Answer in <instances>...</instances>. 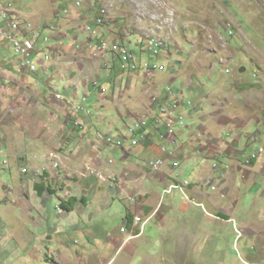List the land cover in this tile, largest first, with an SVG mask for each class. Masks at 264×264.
<instances>
[{
	"label": "rangeland",
	"instance_id": "rangeland-1",
	"mask_svg": "<svg viewBox=\"0 0 264 264\" xmlns=\"http://www.w3.org/2000/svg\"><path fill=\"white\" fill-rule=\"evenodd\" d=\"M2 4L5 7L13 4L19 11L21 17L13 13L16 24L31 22L38 29L31 34L30 29H23V35L36 39L37 46L45 49H40V54L33 58L31 68L35 75L13 69L19 55L11 46L0 50V151L9 160L8 166L0 162V264H264V242L258 235L264 238V199L257 203L259 191L252 187L254 180L242 182V174L235 170L232 172L243 191L239 195H232L233 189L224 190L227 194L216 192L214 208L204 202L199 205L190 201L187 209L182 208L187 204V197L181 191L168 194L167 184L149 179L147 175L139 176L138 184L151 190V197L154 191L162 197L158 209L169 218L163 220L161 215L155 214L148 221L143 236L131 243L137 246L131 262L126 250H118L117 241L110 240L121 232L127 204L140 203L139 199L122 201L110 184L91 176L103 183L100 186H104L107 193L98 192L96 198L92 195L84 210H80L83 203L79 199V208L68 212L61 202L67 196L66 189L69 193V187L63 190L57 187L55 193L47 190L40 198L34 186L45 181L53 188L68 179L76 184L81 178H90L83 176L84 170L69 157L70 153L84 151V148L86 155L96 154L101 149L108 173L122 172L125 166L144 164L145 159L155 157L143 143L132 148L128 137L129 127L136 118L150 120L151 116L135 110L136 102L126 105L129 99L140 96L151 82L118 73L111 60L108 62L111 69L100 67L102 62L106 66V58L97 57V48H81V43L90 35L93 39L105 38L121 44L117 46V55L126 47L134 51L136 57L144 59L154 57L146 50H137L138 35L147 37V32L152 31L160 35L156 38L161 41L153 44L148 41V48L166 47L160 61L167 69L151 67L148 70L147 67L137 75L147 77L155 72L152 75L155 77L165 72L159 74L161 82L154 90L167 92L171 87L184 91L193 101V105L185 109L189 127L176 126L178 144L168 141L166 145L184 154L179 160L183 181H194L202 166H213L214 162L226 159L204 148L210 136L203 133V127L210 126L216 131L215 137L222 135L224 140L240 137L239 150L244 151L248 145L258 146L256 149L262 147L264 0H0V8ZM89 4L109 6L113 24L109 26L110 34L103 36L101 28L106 25L100 26V31L98 25H91L96 35L83 33V29L90 26L86 15L94 14L86 8ZM99 24H107V17H99ZM230 26L234 28L233 35ZM60 41L59 49L53 50ZM229 59H232L230 63ZM46 65H52L54 72L47 71ZM244 66L247 71L242 73L240 69ZM68 76L77 78V82L86 81V85L88 79H96L91 85L99 95L108 97H102L103 106L108 105V108L99 106L94 94L90 101L83 102L82 95L90 93L84 91L82 84L79 88L69 85L65 80ZM100 84L108 88L102 91L104 93L96 88ZM122 89L125 93H121ZM58 91L64 98L83 105L85 110L74 112L75 107L56 98ZM127 108L133 112L132 116L125 115ZM152 113L156 114V110ZM74 115L79 116L80 122L90 123L92 128L85 131L86 136L77 130L81 127L69 124ZM228 122L236 124L242 133L236 129L229 137L225 129L217 127L218 123ZM148 128L154 134V124ZM111 131L116 136L128 137L126 147L130 155L97 138L99 132ZM154 141L160 142L159 133ZM220 146H224L222 141ZM172 149H168V155H172ZM51 152L63 155L59 170L37 180L23 174L24 167H34L40 159L36 167L48 165L47 156ZM66 154L68 157H64ZM75 168L79 170H69ZM24 184H29L30 188ZM59 191L64 193L60 195ZM234 199L240 203L235 205ZM151 201L153 206L158 203ZM37 207L40 213H35L33 220L32 211ZM222 212L232 219L223 218ZM243 220H247V224L252 222L251 227L257 233L252 235L246 231ZM256 220L263 225L256 224ZM237 228L245 235H240ZM62 243L68 248H63Z\"/></svg>",
	"mask_w": 264,
	"mask_h": 264
},
{
	"label": "crops",
	"instance_id": "crops-1",
	"mask_svg": "<svg viewBox=\"0 0 264 264\" xmlns=\"http://www.w3.org/2000/svg\"><path fill=\"white\" fill-rule=\"evenodd\" d=\"M88 8H89V6H88ZM95 15L96 14L94 13L91 17L90 13H88L86 15V18L88 19L86 22L88 23L89 21H92L94 19ZM109 26L110 25H106L105 29H103V32L105 34L108 32H109L108 34H110L111 31L107 28ZM77 37L80 38L79 35ZM60 44H61V41L58 43V45H56V47L53 46V50H55V49L58 50ZM82 51L84 52V50H82ZM94 54H96V52ZM88 57L92 59L91 56H88ZM142 59H144L143 56H142ZM231 60L229 59L228 62H230ZM103 65L104 64L101 63L100 67H102ZM50 66H49L48 70H52V73H53L54 72L53 66L52 65H50ZM81 70L84 71V68H82ZM31 72L36 73L33 68H31ZM154 73L155 72H153L152 74L150 73L147 77H144L142 74L134 76V78H136V79L142 78L146 82L150 81L151 85L149 87H146V89L143 92H141V95L138 96L136 99H129V101L126 103V105H130V103L136 102V107H138V108H134V109L138 110L139 112L142 111L145 115H149V116L154 115L152 113L153 110H151V103H150L151 93L153 91H155L154 88H158L157 86L161 82L160 81L161 78H160L159 74H164L165 72L164 73H158L155 77L152 76ZM65 80L68 81L69 85H72V86L75 85V87H77V88H79L78 86L80 84H82L84 87V91L92 93L91 98L93 97V94H94L96 101L100 102L99 106H101L104 109L108 108V105H106V107H105V106H103V103H102V97H105V96L99 95L96 92V89L90 83L91 81L94 80V78L91 80L88 79L87 81H89V84H87V85H86V81L84 82L82 80H79L77 82L76 81L77 78H74L72 76L66 77ZM131 80L132 79H130V81ZM193 89H194V87H193ZM128 90H129V87H128ZM123 91L124 90L122 89L121 93H125ZM102 93H104V92H102ZM83 95H85V93ZM86 95H88V94H86ZM229 97L230 96H227L228 99H230ZM105 98H108V97H105ZM62 102H63V100H62ZM203 106H204V104L202 105V107ZM194 108L197 109V106L194 105ZM128 109L129 108H127V110H124L125 115L132 116L133 112L128 110ZM121 115L124 116V113H121ZM76 118H79V116ZM91 122H93V120ZM261 123L264 124L263 121ZM89 124L84 122L83 123L84 129H81V128L77 129L78 131L81 132L82 136L83 135L86 136L87 133L85 131H89V128L90 129L92 128L89 126ZM94 124H95V122H94ZM258 124H260V122ZM220 126L222 127V129H225L228 132V134L230 133V135L233 134L234 131L236 132L238 130L237 125L232 123V122L223 123V124L218 123L217 127L221 128ZM202 131H203V133L206 132L210 136V140L205 142L204 148L207 150L210 149V150L214 151L216 157H218L219 155L224 156L226 158L225 160H228V161H226V162L224 161L223 164L225 165L228 163L229 165H231V163H232V169H231L229 175L227 176L226 180H225V176H224V174H222V172H215V179H217V183L223 182V181L224 182L221 185H219L220 187H219L218 191H213V190L209 189L207 187V185L204 184L206 182V180L212 175V164L209 166H202L201 169L196 173V177L194 178L195 180L191 181L192 185L189 186L188 188H186L187 193L192 198L196 199L199 203L203 204L202 202H204L205 204H208L211 208L212 207L214 208V205H215V203H214L215 196L214 195H216L215 194L216 192L221 193L222 191L225 192L224 190L230 189V191H231V189H233L232 195H235V194L239 195L243 191V186L239 185L236 182L237 177L235 176L234 172H232L233 170H235L237 173L242 174V178H241L242 182H245V181L247 182L249 179L254 180L252 182V184H253L252 187L254 188V190L257 189L259 191V198L257 199V203L259 201H261V199H264V153L251 166H246L243 163L244 155L240 154V152L248 153V152L256 149L258 146L249 147V145H248V147L244 151H242V150H239L237 148L238 146H240V144H239L240 137L236 138L233 136V140H230V141L224 140L222 135H220L219 137H215L216 131L214 129H211L210 126H208L207 128L203 127ZM213 131H215V132L212 134ZM238 131L242 133L241 130H238ZM156 133H159L160 142L154 141V138H153L152 142L148 141L144 145L147 146L148 149H150L153 153H155V157H160V156L164 155L162 150H161V145L163 143H167L168 141L163 140L161 138V133L158 130L154 131V137H155ZM230 135H229V137H231ZM221 141L224 143V146H220ZM260 145L264 146V140L260 141ZM74 151L75 150L73 149V152ZM100 151H101V149L98 150L96 154L94 152H89L86 155V149L84 148V151L76 150V152L70 153L69 157L72 158V161L76 165L78 164V166H80V168L84 171L86 170V167L88 165H94V167L103 169L105 172L108 173L109 172L108 164L105 161V159L101 156ZM201 152L203 154V151H201ZM127 155H130V154H127ZM177 155H178V158H177L178 160H180V158L184 156V154H178V153H177ZM64 157H68L67 154ZM165 158H172V155L166 154ZM147 160L148 159H145L144 164L137 163V164H130L128 166H125L124 171L121 172V170H118L119 174L117 173L124 181L125 191H123L121 193H117L116 197H120V199L122 201H126L127 199H129L128 198L129 195H135V196H137V198H139V201H140V203L136 202V203L127 204V212L124 215V223L127 222L128 230L126 232H123L121 229V232L118 233L117 237L112 238L110 240L113 242L117 241V243L115 242V244H116V248H119L118 250H121V251L126 250V256H127V259L129 260V262L132 261L131 257L133 255H135V249L137 247L136 243L134 246H132L131 243L132 242L134 243L135 240L141 238L144 234V233H142V235H140L141 225L135 223V216H142L144 218H148L150 215H153V214L154 215L156 214L155 216H158V217L161 215V213H160L161 210L158 209V206H159V202L161 200L160 198H162V197L160 196V198H159L158 193L156 191H154V195H153V197H151V194H152L151 190H147V188H144V187H142V185L138 184L141 181L139 176L142 177V175H147V178H149V179L154 178L156 180L161 181L162 183L168 184L169 182H171V180L174 177H177V176L181 177L183 175L182 170H180L177 167H174L173 163L175 160H170L168 162V164L165 166V168L159 173H154L150 170V168L148 167V165L146 163ZM41 161H42V159H40V161L38 163H41ZM32 162L34 164L36 163L34 160H32ZM38 163H37V165H38ZM74 163H72L71 165L74 166ZM36 166H34V167H36ZM69 170L75 171V170H79V169L75 168V169H69ZM67 175L68 174L66 173L65 176H67ZM21 177H23V176H21ZM88 177H90V178H81L80 177L81 179L76 184L72 183V179H68L65 182L67 184L63 183V184L57 185V183H56L55 186H53V188H50L51 185L49 186L47 182L41 181V180H40L41 182H39L37 185L34 184V186L36 188V192L40 195V198H42L41 196L47 190H50L51 192L55 193L57 191V187H61L62 190L64 189V187H65V189L69 187V193L67 191L68 189H66L65 195L67 194V196H65L64 200H62V202H61V204L64 203V205L66 207H68V209L64 208L65 206L63 207V205H61L62 208L64 210L65 209L68 210V212L74 211V210L79 208V207H77V203H78L79 199H82L81 202L83 203V207L80 208V210L81 209L84 210V207L85 206L87 207L90 204V202L92 200L91 199L92 195L94 196V198H96L98 196V192L100 194H106L107 193V192H105L104 186H100L103 183H100L99 180L97 181V179L95 177H91V176H88ZM23 181H25V180H23ZM24 186H29V188H30L29 184H24ZM110 189H111L112 193L115 194L114 189L111 188V186H110ZM27 193L29 194V191H27ZM62 193H64V192L59 191L60 195ZM237 197L239 198V196H237ZM51 200L55 201L54 198H52ZM151 200L158 202L157 205L153 206V202ZM189 201L190 200L187 198V202H186L187 204H183L181 207L182 208L184 207L187 209L188 208L187 205L191 204ZM234 201L236 202L235 205L240 203V200L238 201V199H234ZM43 205L45 208L47 207V205H45L44 203H43ZM262 207H264V202L262 203ZM43 210H45V209H43ZM231 211H232L231 214H233L234 211L233 210H231ZM32 212H33V216L31 217V219L34 220L36 218L34 216V214L37 212L40 213L38 207L35 208ZM221 215L223 216V218H227V219L230 217L229 215H227L223 212L221 213ZM160 218L163 220H166L169 218V216L168 215H161ZM40 219H42V218H40ZM246 221L247 220H243V224L245 225L244 229L248 232H251L252 235L256 234L257 232L251 227L252 222L250 221L251 224H247ZM255 223L258 225L262 224L261 221L259 222L258 220H256ZM255 223H253V226H256ZM123 226H124V224H123ZM123 226H122V228H123ZM263 227H264V225H263ZM244 235H245V233L242 234V236H244ZM258 235H260L262 241L264 242V238L262 237V235L260 233H258ZM113 242H111V243H113ZM62 246L65 249L68 248L66 243H62Z\"/></svg>",
	"mask_w": 264,
	"mask_h": 264
},
{
	"label": "built area",
	"instance_id": "built-area-1",
	"mask_svg": "<svg viewBox=\"0 0 264 264\" xmlns=\"http://www.w3.org/2000/svg\"><path fill=\"white\" fill-rule=\"evenodd\" d=\"M78 6V5H77ZM93 7V8H91ZM90 10H96V4H89ZM13 13H17V11L13 8V4L10 7H5L2 4L0 8V50L2 47L6 45L11 46L15 52L19 55L17 57L15 65H13L14 70H18L26 73L27 75H32L35 73H31V60L34 57L40 54V49H45L43 47L37 46V40L33 39L29 36H23V29H30V34L32 32L37 31L38 29L29 22L23 24H15L13 20ZM66 13V12H65ZM99 17H107V24H99ZM111 13L108 6H101L98 11H96V16L94 19L88 24L90 25H98L99 31L100 26L103 25H112ZM13 28H20V35H13ZM229 30L231 33L233 32L232 27L230 26ZM104 36V34H103ZM156 36H160L156 31L147 32V37L143 34L138 35L139 39L137 41V50H146V52L150 53L154 59H142V57H133V53H127V55H117V46H121V44H117L113 41H109L105 38L103 39H93L92 35L90 38L86 40V42L81 43V48H97V57L106 58V65L110 67L109 61L113 62V67L118 68L120 74L127 76H136L138 72L142 68L147 67H160L163 68V71L167 69V66L160 61V56L163 54V51L166 47H158V49H149L148 41H156ZM78 39V37L76 38ZM53 48V47H52ZM100 91H105L108 89L101 84L96 86ZM156 93V94H153ZM151 94L150 103L151 110H156V117H150V120H143V117L137 118L134 123L129 127L130 135L129 141L131 142V147H137L140 143L145 144L146 142H152L154 138V134L149 132V126L154 124L155 130L160 131L161 138L163 140L170 141L173 144H178L177 139V129L176 126H181L182 128H187L189 126L186 125V111L185 109L188 106L193 105V101L189 100L188 97L185 96L184 91H175L171 87L168 88L167 92L162 91H154ZM56 98L64 100V102L70 107H75L74 112H79L80 109L84 111L83 105L75 104L70 98H64L60 95L59 91L56 93ZM91 93L89 95H83V102L90 101ZM75 118L77 115H74ZM73 116L69 124L74 123L76 126L81 127L82 123L79 119H75ZM164 129V130H163ZM261 133V132H260ZM127 136L124 135H114L110 133H98L97 138L107 145H116L121 148L125 154H128L129 150L126 147V141L128 140ZM167 143H163L161 145V150L163 152V156L154 157L153 159H149L146 161L150 170L154 173L161 172L165 166L168 164L170 160L174 161V166H179V160L177 159V150L172 149L166 146ZM165 149H172V158H165ZM264 153V146L252 151L250 154L244 155V164L246 166H250L254 163L255 160L259 159L260 156ZM47 158L49 159V164H43L38 167H24L22 172L26 175H30L33 180H37L41 178L46 173L51 171H57L61 167L62 164V155L51 152ZM0 162L3 165L7 166L9 164L8 157L3 155L0 151ZM111 163L114 162L113 159L110 160ZM231 165H224L223 162H214L212 166V175L205 182V185L213 191L217 188V179H215V172H222L225 176V180L229 174ZM83 176H95L100 181L104 183L110 184L117 193H121L125 191V184L123 179L115 172L107 173L103 169L96 168L94 165H88L86 170L81 173ZM191 182L189 181H181L177 180L173 184H170L166 193L172 194L175 190H180L186 194V197L190 199V197L186 193V188L190 186ZM129 200L132 202L137 201V196L129 195ZM154 216L150 215L148 218H144L142 216H135L136 224H143L141 228L140 235H142L144 231L145 225L148 221ZM128 230L127 222L124 223L122 228L123 232ZM240 235L242 232L239 231Z\"/></svg>",
	"mask_w": 264,
	"mask_h": 264
},
{
	"label": "clouds",
	"instance_id": "clouds-1",
	"mask_svg": "<svg viewBox=\"0 0 264 264\" xmlns=\"http://www.w3.org/2000/svg\"><path fill=\"white\" fill-rule=\"evenodd\" d=\"M84 1H85V0H84ZM101 6H108V5H98V6L96 7V10H94V11L89 10V11H90V12L92 11V12H94V13L96 14V11H98V9H99ZM86 8H88V7H86ZM108 8H109V6H108ZM14 9H15V10L17 11V13L19 14V11H18L16 8H14ZM88 9H91V8H88ZM109 10H110V9H109ZM19 16H20V14H19ZM95 16H96V15H95ZM20 17H21V16H20ZM86 25H87V24H86ZM112 25H113V24H112ZM110 27H111V26H110ZM83 28H84V27H83ZM107 28H108L110 31H112L109 27H107ZM103 29H105V27L101 28V31H102V32H103ZM232 30H233L232 33H231V30H230V34H231V35L234 34V28H232ZM83 32L86 33L85 29H83ZM103 34H104V36L106 35L104 32H103ZM121 38L123 39V37H121ZM78 40H79V37H78ZM85 42H86V41H85ZM82 43H84V42H82ZM74 45H76V44H74ZM83 50H84V49H83ZM52 51H53V50H52ZM84 51H85V50H84ZM90 56H91V55H90ZM102 63H103V62H102ZM229 63H230V62H229ZM50 64H51V63H50ZM103 64H104V63H103ZM49 66H50V65H46V66H45L47 70L49 69ZM103 67H106V68H108V69L110 68V67L107 66V65H106V66L103 65L102 68H103ZM110 69H111V68H110ZM229 69H230V68L228 67L227 70H229ZM114 70H117V72L120 73L119 70H118V68L114 67ZM39 71H40V70H39ZM32 75H35V74H32ZM132 79H133V78H132ZM95 80H96V79H94L93 81H95ZM93 81H91V82H93ZM91 82H90V83H91ZM131 88H132V86H131L129 89H131ZM153 92H154V91H153ZM153 92H152V93H153ZM152 93H151V94H152ZM91 94H92V93H91ZM90 100H91V99H90ZM136 119H137V118H136ZM136 119H135V120H136ZM133 123H134V122H133ZM133 123H132V124H133ZM75 126H76V125H75ZM76 127H78V126H76ZM83 127H84V126H83V124H82L81 128H83ZM256 132H257V131H256ZM260 132H261V133H260ZM107 133H110V132H107ZM111 133H112V131H111ZM258 133H259V134H262V131H258ZM258 133H257V134H258ZM229 135H230V133H229ZM95 144H96V143H95ZM104 144H105V143H104ZM106 145H107V144H106ZM128 153H129V152H128ZM3 155H4V154H3ZM126 155H127V154H126ZM5 156H6V155H5ZM6 157H7V156H6ZM62 157H63V155H62ZM260 157H261V156H260ZM148 160H149V159H148ZM148 160H147V161H148ZM257 160H258V159H257ZM224 161L226 162V161H228V160H223V161H221V162H224ZM255 161H256V160H255ZM255 161H254V162H255ZM243 163H244V160H243ZM8 165H9V164H8ZM8 165H7V166H8ZM180 165H181V164H180V162H179V166H177V168H179ZM250 166H251V165H250ZM30 167H31V166H30ZM174 167H176V166H174ZM32 168H33V167H32ZM231 169H232V168H231ZM231 169H230V171H231ZM230 171H229V173H230ZM158 173H159V172H158ZM23 174H24V173H23ZM24 175H26V174H24ZM228 175H229V174H228ZM210 177H211V176H210ZM210 177H209V178H210ZM96 178H97V177H96ZM177 180H181V181H183L179 176H177V177H174V178L171 180V182H169L167 185L169 186L170 184H173V183H174L175 181H177ZM207 180H208V179H207ZM207 180H206V181H207ZM186 181H189V180H186ZM101 182H102V181H101ZM183 182H184V181H183ZM189 182H191V181H189ZM223 182H224V181H223ZM223 182H218V183H217V187H219V185H221ZM191 185H192V182H191L190 186H191ZM168 186H167V187H168ZM188 187H189V186H188ZM188 187H187V188H188ZM209 189H210V188H209ZM211 190H212V189H211ZM179 191H180V190H179ZM215 191H216V190H215ZM181 192H182V191H181ZM173 193H174V192H173ZM182 193H183V192H182ZM186 193H187V191H186ZM183 194L186 196L185 193H183ZM187 195L190 197V199H189L190 202H194V203H197V204H199V205L201 204V203H199L196 199L192 198L188 193H187ZM228 219L231 220L232 218L229 217ZM242 234H243V233H242Z\"/></svg>",
	"mask_w": 264,
	"mask_h": 264
},
{
	"label": "bare ground",
	"instance_id": "bare-ground-1",
	"mask_svg": "<svg viewBox=\"0 0 264 264\" xmlns=\"http://www.w3.org/2000/svg\"><path fill=\"white\" fill-rule=\"evenodd\" d=\"M16 24V23H15ZM85 30H86V32H89V33H91V34H93V35H96V29L94 28V27H92L91 26V28H90V26H88V27H86L85 28ZM13 35H20V28H13ZM24 36V35H23ZM161 40L160 39H158V38H156V41H151V44H153V43H156V42H160ZM149 49H153L152 47H150ZM127 53H133V57H136V53L134 52V51H132V50H129L128 48H124L123 50H122V53H121V55H127ZM47 59L49 60L50 59V56L48 55L47 56ZM33 61H34V59L33 60H31V67L33 66ZM151 67H148V70L150 69ZM154 68H158V67H154ZM95 84H96V82H95ZM82 99H83V96H82ZM84 110H85V108H84ZM152 117V116H151ZM154 117H156V114H154ZM143 120H146V119H143ZM166 154H169V150L168 149H165V155Z\"/></svg>",
	"mask_w": 264,
	"mask_h": 264
},
{
	"label": "water",
	"instance_id": "water-1",
	"mask_svg": "<svg viewBox=\"0 0 264 264\" xmlns=\"http://www.w3.org/2000/svg\"><path fill=\"white\" fill-rule=\"evenodd\" d=\"M246 71H247V67H245V66L240 69V72H242V73H244Z\"/></svg>",
	"mask_w": 264,
	"mask_h": 264
},
{
	"label": "trees",
	"instance_id": "trees-1",
	"mask_svg": "<svg viewBox=\"0 0 264 264\" xmlns=\"http://www.w3.org/2000/svg\"><path fill=\"white\" fill-rule=\"evenodd\" d=\"M61 205H63V207L65 206L64 203H62ZM64 208L68 209V207H66V206H65ZM129 223H130V222H129Z\"/></svg>",
	"mask_w": 264,
	"mask_h": 264
}]
</instances>
